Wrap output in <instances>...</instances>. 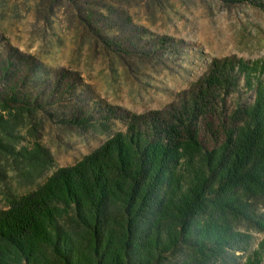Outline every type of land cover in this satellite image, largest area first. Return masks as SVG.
<instances>
[{
    "label": "trees",
    "instance_id": "16d2710c",
    "mask_svg": "<svg viewBox=\"0 0 264 264\" xmlns=\"http://www.w3.org/2000/svg\"><path fill=\"white\" fill-rule=\"evenodd\" d=\"M264 60L213 59L202 85L171 118L128 117L80 161L56 169L0 210V264H231L264 232ZM242 80L252 100L228 114L221 141L198 139L199 116L221 89ZM232 92V90H231ZM23 103L0 93V153L38 173L51 154L16 148L10 119ZM6 114L11 115L10 118ZM248 264H264V237Z\"/></svg>",
    "mask_w": 264,
    "mask_h": 264
},
{
    "label": "rangeland",
    "instance_id": "374dc122",
    "mask_svg": "<svg viewBox=\"0 0 264 264\" xmlns=\"http://www.w3.org/2000/svg\"><path fill=\"white\" fill-rule=\"evenodd\" d=\"M225 57L264 60V0H0V93L23 101L12 104L23 109L9 143L38 141L52 159L30 176L0 153V210L125 132L131 115L171 118ZM252 97L242 80L219 90L198 118V139L219 143L228 114ZM237 229L249 239L231 264H248L264 232Z\"/></svg>",
    "mask_w": 264,
    "mask_h": 264
}]
</instances>
